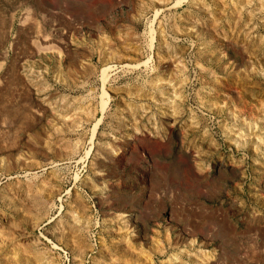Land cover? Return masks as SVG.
Returning a JSON list of instances; mask_svg holds the SVG:
<instances>
[{"label":"rangeland","instance_id":"374dc122","mask_svg":"<svg viewBox=\"0 0 264 264\" xmlns=\"http://www.w3.org/2000/svg\"><path fill=\"white\" fill-rule=\"evenodd\" d=\"M0 264H264V0H0Z\"/></svg>","mask_w":264,"mask_h":264}]
</instances>
